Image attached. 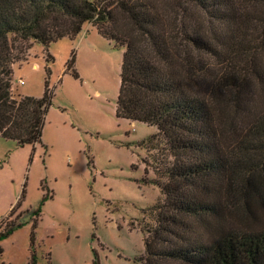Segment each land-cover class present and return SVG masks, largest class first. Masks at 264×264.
<instances>
[{
  "label": "trees",
  "instance_id": "16d2710c",
  "mask_svg": "<svg viewBox=\"0 0 264 264\" xmlns=\"http://www.w3.org/2000/svg\"><path fill=\"white\" fill-rule=\"evenodd\" d=\"M173 10L166 17L152 0H0V136L42 143L54 91L46 79L40 97H16L14 65L34 43L50 62L52 42L91 22L122 50L116 117L158 129L140 142L156 152L163 195L142 227L141 264H264V0H176ZM74 62L65 71L78 78ZM21 225L5 220L0 237Z\"/></svg>",
  "mask_w": 264,
  "mask_h": 264
},
{
  "label": "rangeland",
  "instance_id": "374dc122",
  "mask_svg": "<svg viewBox=\"0 0 264 264\" xmlns=\"http://www.w3.org/2000/svg\"><path fill=\"white\" fill-rule=\"evenodd\" d=\"M152 1L174 18L176 0ZM196 18L210 35L207 17ZM46 54L34 43L14 65L16 97H40L47 79L54 98L35 149L0 136V233L5 220L22 222L0 237V264H29L32 254L36 264H141L142 227L154 223L150 208L163 195L156 152L140 142L158 129L116 117L122 50L91 22L52 42L50 62ZM73 56L78 78L65 71Z\"/></svg>",
  "mask_w": 264,
  "mask_h": 264
}]
</instances>
